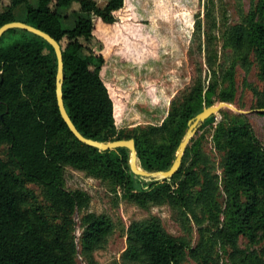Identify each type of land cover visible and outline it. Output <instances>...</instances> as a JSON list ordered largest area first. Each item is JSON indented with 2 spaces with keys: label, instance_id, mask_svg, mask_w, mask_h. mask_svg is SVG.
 Returning a JSON list of instances; mask_svg holds the SVG:
<instances>
[{
  "label": "trees",
  "instance_id": "1",
  "mask_svg": "<svg viewBox=\"0 0 264 264\" xmlns=\"http://www.w3.org/2000/svg\"><path fill=\"white\" fill-rule=\"evenodd\" d=\"M80 11L63 15L72 4ZM127 0H109L99 8L93 0H8L0 12V27L22 22L48 34L62 51L63 103L78 132L98 142L121 140L113 129L128 102L119 89L108 85L102 72L122 29L119 14ZM22 13L16 19L17 12ZM246 26L234 27L227 45L245 64L250 56L264 79V0H259ZM99 47L90 48L91 42ZM86 55H83V53ZM57 63L53 49L41 38L22 30H8L0 38V146H6L7 161L0 158V264H75L77 254L72 232L76 210L86 207L89 197L63 186L64 168L94 173L110 179L135 205L168 202L186 207L189 198L224 217L220 231L232 246L240 236L252 243L264 241V148L243 116L229 117L217 126L216 145L225 152L223 162L224 210L217 205L216 182L205 176L199 192L194 172L193 142L188 144L178 172L169 180L146 181L129 168L125 148L99 151L70 133L56 104ZM230 87L233 79L230 77ZM227 101L230 96H222ZM175 118L150 128L134 139L138 166L146 172L167 171L175 149L193 119L203 111L201 93ZM206 106L212 93L205 94ZM258 109H264V98ZM264 116V113H260ZM214 116L208 118L210 123ZM158 139L167 142L159 143ZM192 157L185 166L187 156ZM16 170L18 174L15 173ZM43 188L47 209L40 206L25 186ZM81 239L82 252L91 256L113 232L110 220L86 214ZM189 246L162 228L159 220L133 224L127 233L124 264H179ZM239 264H251L241 260Z\"/></svg>",
  "mask_w": 264,
  "mask_h": 264
},
{
  "label": "rangeland",
  "instance_id": "2",
  "mask_svg": "<svg viewBox=\"0 0 264 264\" xmlns=\"http://www.w3.org/2000/svg\"><path fill=\"white\" fill-rule=\"evenodd\" d=\"M93 1L103 8L109 0ZM258 2L127 0L119 21L128 28L122 29L119 44L113 47L101 75L108 85L119 89L128 98L123 116L113 129L114 136L121 140L145 137L150 128L174 122L188 104L198 101L200 93L203 109L208 108L205 94L209 90L212 93L211 106L228 104L233 107L234 110L223 108L208 124L204 125V121L192 137L201 130L192 147L193 170L199 181L192 189V195L199 192L205 176L212 177L221 210L225 207L222 183L225 152L218 148L214 139L219 123L227 120V116H243L264 148V116L254 113L261 110L258 106L264 98V79L259 65L251 56L245 64L227 45L230 31L236 26L247 25V18ZM7 3L8 0H0V12ZM79 11V5L74 3L63 15L72 18ZM22 13L17 12L16 19H21ZM98 45L94 41L89 46L97 48ZM230 77L233 79L232 88ZM222 96L231 99L224 101ZM158 142L167 140L158 139ZM181 142L174 151V159ZM6 151V146H0L3 161H7ZM191 161L192 157L187 156L185 166H190ZM63 186L67 191H79L89 197L88 205L76 210L73 218L72 236L77 249L75 264H124L122 256L127 249L128 229L133 224L151 219L159 220L167 234L189 246L190 251L184 253L179 264H239L246 258L251 264H264V241L254 244L247 237L240 236L232 246L220 234L224 227L223 215L203 208L193 198H189L186 207L163 202L140 208L110 179L71 167L64 168ZM25 188L40 206L48 208L41 186L27 184ZM88 213L108 218L113 226V232L103 247L91 256H86L81 247L85 230L82 219Z\"/></svg>",
  "mask_w": 264,
  "mask_h": 264
},
{
  "label": "water",
  "instance_id": "3",
  "mask_svg": "<svg viewBox=\"0 0 264 264\" xmlns=\"http://www.w3.org/2000/svg\"><path fill=\"white\" fill-rule=\"evenodd\" d=\"M22 30L25 32H28L30 34H33L42 40H44L48 45L53 49L56 63H57V70H56V76H55V96H56V104L59 111V114L67 126L70 133L76 138L77 141L80 143L95 148L99 151H112L119 148H125L130 152V162H129V168L130 171L139 177H142L147 180H153V181H162V180H169L172 178L179 170L184 151L189 143V141L192 139L194 133L197 131V129L200 127V125L206 121L208 118H210L213 115H216L219 113L223 108L233 109L228 104H219L217 106H211L208 108L203 109L201 113L196 115V117L193 119V121L190 123L186 135L181 142L179 146L178 153L174 159V162L172 163L171 167L167 171H157V172H146L142 170L138 166V160H137V154L135 149V143L134 140H117L113 142H98L91 139H87L84 136H82L74 124L72 123L71 119L69 118L65 107L63 103V94H62V84L64 81V75H63V58H62V51L60 48V45L56 40H54L51 36L48 34L40 31L39 29H36L30 25H27L22 22H11L3 25L0 27V38L1 36L7 32L8 30ZM241 114H246L248 112H240ZM253 113V112H250ZM254 113H264V109L256 110Z\"/></svg>",
  "mask_w": 264,
  "mask_h": 264
},
{
  "label": "crops",
  "instance_id": "4",
  "mask_svg": "<svg viewBox=\"0 0 264 264\" xmlns=\"http://www.w3.org/2000/svg\"><path fill=\"white\" fill-rule=\"evenodd\" d=\"M2 12V11H1Z\"/></svg>",
  "mask_w": 264,
  "mask_h": 264
}]
</instances>
